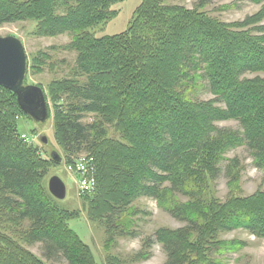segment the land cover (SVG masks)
Masks as SVG:
<instances>
[{
    "label": "trees",
    "instance_id": "1",
    "mask_svg": "<svg viewBox=\"0 0 264 264\" xmlns=\"http://www.w3.org/2000/svg\"><path fill=\"white\" fill-rule=\"evenodd\" d=\"M122 1L0 0V26L31 21L35 37L70 39L62 49L75 53L71 75L48 86L54 137L67 162L93 159L94 193L81 198L89 220L101 221L106 241L135 236L130 207L136 199L170 194L164 209L184 225L143 238L138 256L149 257L159 244L163 264H219L218 253L237 249L221 241L225 233L242 229L264 239L263 192L231 193L224 202L203 196L221 174L232 190L238 185L241 162L224 156L231 148L246 147L264 171V79L246 77L264 70V7L224 23L202 12L205 0L193 9L141 0L127 30L95 37ZM48 60L39 52L24 83ZM199 82L214 99L191 97ZM87 115L94 118L85 124ZM19 116L16 96L0 86V210L8 222L26 223L21 240L39 244L43 259L0 229V264H95L68 227L79 212L59 207L40 183L61 157L42 159L21 139ZM229 120L239 130L217 125Z\"/></svg>",
    "mask_w": 264,
    "mask_h": 264
},
{
    "label": "rangeland",
    "instance_id": "2",
    "mask_svg": "<svg viewBox=\"0 0 264 264\" xmlns=\"http://www.w3.org/2000/svg\"><path fill=\"white\" fill-rule=\"evenodd\" d=\"M166 6H183L186 9H193L198 0H161ZM207 3L202 12L207 13L211 18H215L224 23H239L245 18L256 14L264 4H256L250 0H205ZM141 0H123L116 3L112 8L117 14L110 19L103 27L94 30V36L97 38L119 34L127 30L137 7ZM264 24V21L262 22ZM35 24L31 21L15 22L3 24L0 26V37H15L19 39L24 48L27 59V66L31 65L32 60L39 52L48 54L49 60L42 70H36L34 74L27 75L25 85L40 86L45 94L48 115L42 122L33 120L30 116L24 114L15 119L16 129L19 137L27 144H31L37 149L42 159H50L51 153L61 157V163L50 165L41 180L43 188L47 190L48 180L56 176L60 178L66 187V195L63 200H54L57 205L68 211H78L79 216L68 222V227L80 240L89 247L95 264H163L165 254L159 244H154L149 250V257L141 258L138 252L142 248V240L152 235L158 228L176 229L184 225L165 211L168 206V200L174 195L165 194L163 199L154 200L151 198L140 197L134 201L132 211L135 216L132 220L135 222L132 231H135L133 237H115L111 242L106 241L104 227L100 220H89L87 209L83 205V196L86 193L80 191V175L69 168L72 162L64 159L61 147L55 140L53 130V112L52 105L48 97V86L63 77L71 75V68L75 60V53L63 50L70 39L68 35L62 34L55 37H35L33 35ZM30 70V68H29ZM246 77H259L264 79V70L247 74ZM191 93V97L200 101H209L214 96L207 90L202 82ZM220 106H222L220 104ZM94 116L87 115L82 122L91 123ZM219 127L239 130L238 123L233 120L219 122ZM114 135L113 132H109ZM225 158L231 160L237 158L241 162L242 171L239 176L238 185L232 190L228 184V179L221 174L215 181L208 183V189L203 195L207 200L215 199L224 202L231 193L240 197H247L256 192L264 193V171L257 169L250 157L246 147L231 148L225 153ZM72 163V164H70ZM226 162L222 163V168ZM32 190H36L32 187ZM33 191V192H34ZM94 193L90 192L89 195ZM170 195V196H169ZM174 198V197H173ZM178 202H185L187 199L176 195ZM32 201L38 200L31 198ZM3 211L0 210V229L7 233L17 243L24 246L35 256L42 258L40 245H27L21 240L22 227L26 224H15L5 219ZM3 215V216H2ZM2 216V217H1ZM221 241L236 244V250L221 251L214 258L219 264H264V239L252 235L250 232L242 229L225 233L221 236ZM43 259V258H42ZM60 264H66L62 262Z\"/></svg>",
    "mask_w": 264,
    "mask_h": 264
},
{
    "label": "water",
    "instance_id": "3",
    "mask_svg": "<svg viewBox=\"0 0 264 264\" xmlns=\"http://www.w3.org/2000/svg\"><path fill=\"white\" fill-rule=\"evenodd\" d=\"M27 59L22 42L15 37H0V86L12 92L20 110L33 120L42 122L48 115L43 90L36 85H25ZM48 191L56 200H63L66 187L53 176L48 180Z\"/></svg>",
    "mask_w": 264,
    "mask_h": 264
},
{
    "label": "built area",
    "instance_id": "4",
    "mask_svg": "<svg viewBox=\"0 0 264 264\" xmlns=\"http://www.w3.org/2000/svg\"><path fill=\"white\" fill-rule=\"evenodd\" d=\"M70 170L74 169L77 174H79L80 180V191L81 193H90L95 188V179L92 175L93 170V159L86 156H81L76 159L73 165L69 168Z\"/></svg>",
    "mask_w": 264,
    "mask_h": 264
}]
</instances>
